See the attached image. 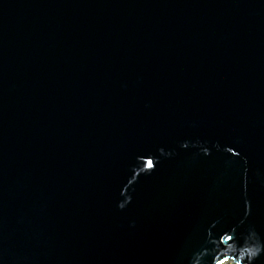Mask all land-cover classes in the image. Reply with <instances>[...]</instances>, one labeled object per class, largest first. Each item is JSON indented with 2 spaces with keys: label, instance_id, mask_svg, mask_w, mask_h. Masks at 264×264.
I'll list each match as a JSON object with an SVG mask.
<instances>
[{
  "label": "water",
  "instance_id": "95a60500",
  "mask_svg": "<svg viewBox=\"0 0 264 264\" xmlns=\"http://www.w3.org/2000/svg\"><path fill=\"white\" fill-rule=\"evenodd\" d=\"M264 264V0H0V264Z\"/></svg>",
  "mask_w": 264,
  "mask_h": 264
},
{
  "label": "rangeland",
  "instance_id": "374dc122",
  "mask_svg": "<svg viewBox=\"0 0 264 264\" xmlns=\"http://www.w3.org/2000/svg\"><path fill=\"white\" fill-rule=\"evenodd\" d=\"M226 264H232V263H226Z\"/></svg>",
  "mask_w": 264,
  "mask_h": 264
}]
</instances>
